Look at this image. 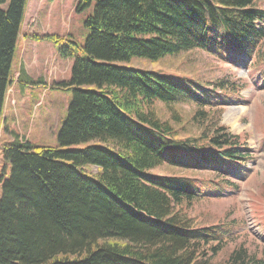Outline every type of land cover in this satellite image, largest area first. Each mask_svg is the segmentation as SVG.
Wrapping results in <instances>:
<instances>
[{
	"label": "trees",
	"instance_id": "16d2710c",
	"mask_svg": "<svg viewBox=\"0 0 264 264\" xmlns=\"http://www.w3.org/2000/svg\"><path fill=\"white\" fill-rule=\"evenodd\" d=\"M27 2L0 0V118L15 82L23 91L44 84L24 66L14 80ZM260 2L79 0L84 44L32 36L72 60L70 78L51 86L71 89L72 100L59 147L22 141L4 128L13 139L1 148L9 169L0 174V264H215L229 230L197 226L190 210L218 183L153 170L228 172L249 156L243 136L221 121L226 81L210 89L180 65L195 49L264 61ZM171 56L178 57L168 67L163 60ZM133 58L159 69L121 64ZM82 143L89 144L65 148ZM92 165L96 174L86 171ZM240 248L228 264H264Z\"/></svg>",
	"mask_w": 264,
	"mask_h": 264
},
{
	"label": "rangeland",
	"instance_id": "374dc122",
	"mask_svg": "<svg viewBox=\"0 0 264 264\" xmlns=\"http://www.w3.org/2000/svg\"><path fill=\"white\" fill-rule=\"evenodd\" d=\"M40 1L43 5L39 4V0L30 1L25 27L22 28L16 44L13 71L17 79L20 67L24 66L21 58V52L24 51L23 59L27 63L25 67L31 73V77L34 80L43 78L48 84H43L41 81L42 83L26 87L23 91V87L19 88V84L15 82L13 88L9 89L7 97L11 98V103H7V107L5 104V116L3 114L0 118V174L3 170L9 169L8 162L2 157L1 148L5 142L13 139L9 131L5 133V126L9 128L8 130L16 129L22 141L29 140L39 146L59 147L58 134L72 100L71 89L51 87L57 82L70 78L72 62L63 59L53 43L48 40H35L32 36L56 34L64 38H74V35H77L75 38L81 45L87 37V30L81 24L83 16L75 12L79 0H75L74 7L60 1H56L52 6V12L58 10L64 13L62 17L65 19L64 23L42 20L43 12L51 11L52 1ZM260 5L264 10V0H261ZM258 25L261 27L263 24L260 22ZM78 54L84 56L81 50H78ZM177 57L165 58L163 64L169 67L171 61ZM121 64L138 69L155 71L159 69L157 62L140 58H133ZM180 68L191 74L194 79H201L205 83L203 85L210 89L221 85L222 80L226 81L228 91L224 90V93L229 99L226 101L221 121L230 127L232 132L243 136L245 148H248L246 150L250 154L240 166L239 164L229 166L228 172L183 171L166 166L157 168L153 172L186 175L214 180L218 183L212 185L209 193L201 197L190 210V215L197 219V226L222 224L229 230L224 236L226 242L222 244L225 248L215 258L213 257L212 263L228 264L230 254L237 248L240 250V247H245L250 255L262 258L264 257V61L258 56L248 57L243 53H228L222 56L195 49L184 54ZM185 107L189 106L185 105ZM88 144L82 143L65 148L81 149ZM86 171L96 174L98 168L92 165L88 166ZM204 251L208 253V245L204 247Z\"/></svg>",
	"mask_w": 264,
	"mask_h": 264
},
{
	"label": "crops",
	"instance_id": "0c3cea01",
	"mask_svg": "<svg viewBox=\"0 0 264 264\" xmlns=\"http://www.w3.org/2000/svg\"><path fill=\"white\" fill-rule=\"evenodd\" d=\"M30 1L31 0H28V2H27V6H26V8H27V11H26V13H25V17H24V21H23V24H22V28L24 29V27H25V22H26V19H27V16H28V14H29V8H30ZM56 1H60L61 3H64L65 5H67V6H69V5H73V7H74V2H75V0H68L69 2H67V1H64V0H53L52 2H50V6H51V11H48L47 13H45V11L43 12V14H44V18H42V20H45V22H47L48 20H54L55 22H63L64 23V21H65V19L64 18H62L63 17V15H64V13L61 11V12H59L58 10H57V12L55 11V12H52V6H54L55 5V3H56ZM39 4L40 5H43V3L39 0ZM49 7V6H48ZM44 22V23H45ZM43 23V22H42ZM75 37H77V35L76 36H74V39H75ZM48 42H50V41H48ZM52 43V42H51ZM23 54H24V51H22L21 52V58H22V60H23V62H24V67L26 66V61H25V59H23ZM69 60V59H68ZM71 61V60H70ZM72 62V61H71ZM72 65V64H71ZM25 70H26V72L28 73V75L29 76H32L31 75V73L27 70V68L25 67ZM40 76V75H39ZM14 80H16V78L14 79ZM56 81V80H55ZM44 82H46V81H44ZM15 85V84H14ZM7 103H11V98L9 97H7L6 98V101H5V104H6V107H7Z\"/></svg>",
	"mask_w": 264,
	"mask_h": 264
},
{
	"label": "bare ground",
	"instance_id": "6f19581e",
	"mask_svg": "<svg viewBox=\"0 0 264 264\" xmlns=\"http://www.w3.org/2000/svg\"><path fill=\"white\" fill-rule=\"evenodd\" d=\"M68 23V22H67ZM8 115V114H7ZM4 116H5V114H4ZM6 120V119H5ZM9 124V123H8ZM5 136V135H4ZM2 137V136H1ZM7 139V138H6Z\"/></svg>",
	"mask_w": 264,
	"mask_h": 264
}]
</instances>
